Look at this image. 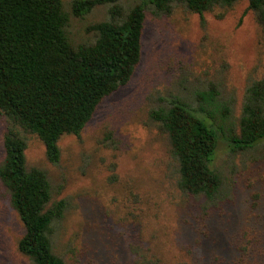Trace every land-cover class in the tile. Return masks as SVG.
Masks as SVG:
<instances>
[{
    "label": "trees",
    "instance_id": "trees-1",
    "mask_svg": "<svg viewBox=\"0 0 264 264\" xmlns=\"http://www.w3.org/2000/svg\"><path fill=\"white\" fill-rule=\"evenodd\" d=\"M239 1L71 0L65 6L63 0H0V114L7 123L0 184L23 228L16 248L28 264H66L56 251L55 235L69 202L52 200L46 172L27 167L26 135L42 143L47 162L58 164L59 140L79 138L101 102L132 78L141 58L146 12L164 17L181 7L202 18ZM246 1L264 39V0ZM98 8L105 17L85 26L84 39L75 41L72 19H84ZM234 105L232 96L208 81L159 99L147 117L167 142L176 187L199 199V212L209 216L207 251L218 248L226 254L228 245L232 264H264V234L255 231L257 223L264 227V186L242 203L245 216L231 211L229 220L219 223L213 212L223 205L226 210L234 199L224 171L214 164L221 142L242 164L264 165V75L247 83L237 117ZM137 224L143 231L141 219ZM129 252L136 264H183L143 239Z\"/></svg>",
    "mask_w": 264,
    "mask_h": 264
},
{
    "label": "rangeland",
    "instance_id": "rangeland-1",
    "mask_svg": "<svg viewBox=\"0 0 264 264\" xmlns=\"http://www.w3.org/2000/svg\"><path fill=\"white\" fill-rule=\"evenodd\" d=\"M70 1L63 0L64 5ZM104 12L98 8L84 19H72L75 41L84 39V27L102 20ZM263 75L264 39L246 0L202 18L181 7L164 17L146 12L141 58L132 78L101 102L79 138L59 140V163L47 162L42 143L26 135L27 167L46 172L52 200L69 202L55 235L56 251L66 264H136L129 249L141 239L183 264H232L228 245L226 254L218 248L207 251L209 216L199 212V199L176 187L167 142L147 111L161 98L211 81L233 97L237 117L247 83ZM6 128L0 114V160ZM225 148L221 142L214 164L224 171L234 199L226 210L225 205L213 210L219 223L227 222L231 211L245 216L242 203L264 186L263 164H242ZM255 231L264 234V227L257 223ZM22 234L0 184V264H28L16 248Z\"/></svg>",
    "mask_w": 264,
    "mask_h": 264
}]
</instances>
